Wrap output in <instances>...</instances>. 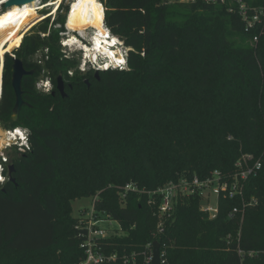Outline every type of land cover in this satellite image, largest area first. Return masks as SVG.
Here are the masks:
<instances>
[{
	"label": "trees",
	"instance_id": "trees-1",
	"mask_svg": "<svg viewBox=\"0 0 264 264\" xmlns=\"http://www.w3.org/2000/svg\"><path fill=\"white\" fill-rule=\"evenodd\" d=\"M101 2L102 19L122 47L115 66L125 62L121 42L128 48L126 70L69 77L57 47L63 28L45 36L48 21L35 25L43 17H33L13 54L34 71L23 79L28 106L14 122L13 62L5 55L0 126L26 129L30 150L15 149L9 163L15 183L9 178L0 186V264L78 262L72 203L84 199H95L125 233L106 249L139 253L158 242L169 264H241L240 247L257 253L243 264H264V31L253 43L255 34H245L240 18L220 5ZM44 49V68L31 63ZM44 69L55 76L48 94L36 90ZM243 156L252 158L248 166L261 164L245 189L258 205L243 218L228 217L239 201L221 198L210 220L198 198H183L165 215L160 234L157 207L146 195L120 196L126 185L152 191L215 171L227 179Z\"/></svg>",
	"mask_w": 264,
	"mask_h": 264
},
{
	"label": "built area",
	"instance_id": "built-area-1",
	"mask_svg": "<svg viewBox=\"0 0 264 264\" xmlns=\"http://www.w3.org/2000/svg\"><path fill=\"white\" fill-rule=\"evenodd\" d=\"M72 1L73 0H70V3L68 4L69 7L66 10L67 14ZM180 2L225 6L229 13L235 14L240 18L245 34H255L252 38L253 43L259 41V36L264 31V3L250 5L246 0H180ZM104 25L106 27L105 21ZM64 32L63 29V32H61L60 35L65 34ZM68 40L69 38L67 37L63 40L62 47H71L67 45ZM83 43L90 45L87 41H84ZM81 53L83 67H89L96 73L108 70L124 71L128 68L127 51L124 54L125 62L123 64L109 68L106 67L107 63L98 60L92 62L91 58H85L86 53L84 51H81ZM2 70L3 66L0 70V75H2ZM51 90H48L47 94L50 93ZM17 129L23 133L25 139L20 138V135L16 132ZM1 130L4 132L3 138L5 140L0 150V177H3V180H0V186L4 185L9 180L8 168L10 166V159L5 156L4 151L9 149H16L18 152L30 150L29 132L26 129L18 127L11 130ZM251 160V157L243 156V158L236 164V171L227 179H224L219 171H215L210 177L204 179L197 175H192L191 177H184L177 181H172L163 187H159L152 191H140L133 185H126L122 189L120 196L123 200H126L129 193L146 195L148 204L157 207L159 223L156 230L160 234L164 232L163 219L174 211V208L183 198H198L200 200V210L208 214L210 220H214L217 217L221 198L236 200L240 202V205L234 207L230 211L228 217L229 219H236L237 217L243 218L247 209L258 205V200L256 198L252 197L247 199L245 196L247 181L261 168L259 162L255 163L254 166H248V163ZM73 217L76 220L75 231L77 232V239H79V249L82 253L79 261L75 264H137L139 257L143 258L142 264L152 263L155 242L148 243L145 251L139 253L133 251L131 254H127L126 250H118L116 248L106 249V247H109L107 245L108 241L120 238L124 236L125 233L117 221L112 220L106 212L97 209V201L95 199L90 201L89 206L77 208ZM113 221L118 224L119 230L111 229V223ZM105 225H108L109 228L105 229ZM119 231L122 234H120ZM228 240L231 241L230 236L228 237ZM159 252L160 263L169 264L167 261V251L159 248ZM237 252L241 258V264H243V259L247 256L253 258L257 254L255 252L246 253L240 249V247H238Z\"/></svg>",
	"mask_w": 264,
	"mask_h": 264
},
{
	"label": "rangeland",
	"instance_id": "rangeland-1",
	"mask_svg": "<svg viewBox=\"0 0 264 264\" xmlns=\"http://www.w3.org/2000/svg\"><path fill=\"white\" fill-rule=\"evenodd\" d=\"M87 1L88 0H73L71 3L70 10L73 8V5H75V9L78 10V12H81L83 10V8L85 7ZM100 1L98 0V3H97L98 17H100L101 13H102ZM246 1L250 5H253L255 0H246ZM263 1L264 0H261V3ZM50 2H53L54 6H50V7H48V9L46 8L47 10L43 9L44 6ZM58 2H59V0H45L42 3L40 2V4L37 6V8H39V9L32 11V12L31 11L28 12V9L26 11L25 7H19V6L9 7V9H7V10H5L6 8L3 7L4 8L3 11L0 12V50L5 49L7 47V45L11 42L10 37L13 34L23 35L22 31L24 30L23 29L24 25L26 24V22L28 23V20L33 18V17H40V16L43 17V18H40L39 20H37L34 23L35 25H37L38 23H43L45 21H48V25H49L48 26V32L45 36H48L50 34V32L53 31V29L59 30L62 27L65 30V23L68 22V20H69V17H67V19H66V14H67L66 10L69 7L68 4L70 3V0H61L60 4L58 5L59 8L57 6ZM55 6H57V7H55ZM49 8H53V9L50 10ZM39 10H42V11H39ZM48 12H49V14H48ZM9 13H10V15H9ZM59 21L61 23H57ZM63 21H64V23H63ZM42 37H44V36H42ZM64 39H66V37L60 36V39L57 43V47H59V46L61 47L60 50H61V54H62V62H63V64H65L64 65V71H67V74L69 77H72L73 74L74 75H82V74L83 75H85V74L90 75V73H92L91 69L89 67H83L81 48L78 46L69 47V48L62 47V42ZM87 42L90 43L89 40ZM121 43L124 46V50H125L124 54L126 53V50H127V54H128V48H126V46L123 42H121ZM19 48L15 49L9 55L12 56L15 53V51L19 50ZM48 53L49 52L47 49L39 50L31 58V63L37 64V65L44 68V66L47 62V59H48V55H49ZM5 57L6 56H4V58H2L0 56V66H2V64L4 63ZM0 70H1V67H0ZM103 72H105V71H103ZM42 75L43 76L39 79L38 83L36 84V90L39 93L47 94V91L51 90V88H52V84H51L52 77H55V76L47 73L46 69H44V71L42 72ZM94 75L96 76V72ZM59 77H61V76H58V78ZM48 82H50V83H48ZM1 129H3V128L0 126V130ZM4 154L6 157H8L10 159V157L12 155L16 154L15 149L6 150V151H4ZM89 203H90V200H87V199H84L81 201L78 200V201L73 202L72 206H73V209L76 210L77 208L82 207V206H89ZM104 228L107 229V228H109V226L105 225ZM111 229L119 230L118 224L113 221L111 223ZM119 233L122 234L120 231H119Z\"/></svg>",
	"mask_w": 264,
	"mask_h": 264
},
{
	"label": "bare ground",
	"instance_id": "bare-ground-1",
	"mask_svg": "<svg viewBox=\"0 0 264 264\" xmlns=\"http://www.w3.org/2000/svg\"><path fill=\"white\" fill-rule=\"evenodd\" d=\"M14 1L15 0H0V12H2L4 8L17 7L13 5ZM60 2L61 0L57 3V6ZM97 3L98 0H88L81 12H78V10L73 8L71 10L69 9L67 14L69 20L65 23V34L62 35L69 38L67 45L71 47H80L81 51L86 53V59L91 58L92 62H94V60L103 61L104 63H107L106 67L109 68L117 64L122 54V47L119 41L105 27L102 17H98ZM39 4L40 2H37L25 6L26 11L28 9V12H32L39 9L37 8ZM50 6H54V3L50 2L46 4L43 9ZM32 28L33 26L30 27V29ZM20 35L21 34H13L10 37L11 42L5 49L0 50V56L2 58L21 46L24 36ZM88 40L90 41V45L83 43ZM113 40H115L116 43H113ZM1 94L2 81L0 80V98ZM3 136L4 132L0 130V150L5 140Z\"/></svg>",
	"mask_w": 264,
	"mask_h": 264
},
{
	"label": "water",
	"instance_id": "water-1",
	"mask_svg": "<svg viewBox=\"0 0 264 264\" xmlns=\"http://www.w3.org/2000/svg\"><path fill=\"white\" fill-rule=\"evenodd\" d=\"M45 0H15L13 5L19 6V7H25L37 2H43ZM9 9L6 8L5 10ZM12 59V68H11V84L14 91L15 96V104L12 110L13 113V121L17 122L20 116V113L22 111V108L25 106H28L27 102L24 100L25 92L22 87V82L25 77L33 76L34 71H27L23 62L20 59H17L15 56H11ZM3 66V64H2ZM1 66V68H2ZM96 77H98V73H96ZM0 80L2 81V75H0ZM86 84H88V81H86ZM57 91L64 97L65 94V84L62 77H59L57 79ZM14 166L10 165L8 168L9 171V178L12 183H15V180L12 178V174L14 172ZM159 243H154V250H153V259L151 264H161L160 263V252H159Z\"/></svg>",
	"mask_w": 264,
	"mask_h": 264
},
{
	"label": "snow or ice",
	"instance_id": "snow-or-ice-1",
	"mask_svg": "<svg viewBox=\"0 0 264 264\" xmlns=\"http://www.w3.org/2000/svg\"><path fill=\"white\" fill-rule=\"evenodd\" d=\"M73 9H75V5H73ZM9 15H10V13H9ZM113 43H116V41L115 40H113ZM120 63L121 64H123L124 63V61L123 60H121L120 61ZM16 132L20 135V138L21 139H25V137H24V135H23V133H21L20 131H19V129H17L16 130ZM0 180H3V177H0Z\"/></svg>",
	"mask_w": 264,
	"mask_h": 264
},
{
	"label": "flooded vegetation",
	"instance_id": "flooded-vegetation-1",
	"mask_svg": "<svg viewBox=\"0 0 264 264\" xmlns=\"http://www.w3.org/2000/svg\"><path fill=\"white\" fill-rule=\"evenodd\" d=\"M53 8H54V7H53ZM53 8H49V9L51 10V9H53ZM46 10H47V9H46ZM48 14H49V12H48ZM45 15H46V14H45ZM64 31H65V30H64Z\"/></svg>",
	"mask_w": 264,
	"mask_h": 264
},
{
	"label": "crops",
	"instance_id": "crops-1",
	"mask_svg": "<svg viewBox=\"0 0 264 264\" xmlns=\"http://www.w3.org/2000/svg\"><path fill=\"white\" fill-rule=\"evenodd\" d=\"M255 1H257V0H255Z\"/></svg>",
	"mask_w": 264,
	"mask_h": 264
}]
</instances>
